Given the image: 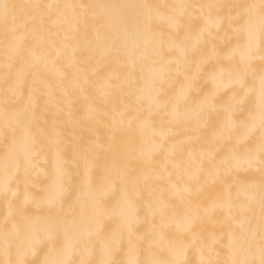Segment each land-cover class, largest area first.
<instances>
[{
    "label": "snow or ice",
    "instance_id": "snow-or-ice-1",
    "mask_svg": "<svg viewBox=\"0 0 264 264\" xmlns=\"http://www.w3.org/2000/svg\"><path fill=\"white\" fill-rule=\"evenodd\" d=\"M225 8L229 9L226 15L223 11ZM77 9L83 11L78 13ZM95 9L107 10L102 15L92 11L91 18L108 34V48L114 53L117 66L121 65L122 57L126 58L123 67L130 71L124 77L125 84L131 82L129 77L136 79L133 73L137 62H140L143 84L137 87L135 93L130 94L134 99L129 101L118 116L121 120L131 117L130 127L134 121L140 120L152 128V151L145 156V163L153 165L158 170V175L166 176L170 190L179 195L169 169H180L182 165L184 174L197 182L201 176L215 182L221 178L222 170L225 176L242 170L251 173L253 178L234 185V199L233 185L227 186L225 192L205 209L196 203L191 190L185 187V223L177 225L178 234L168 238L166 248H160L170 258H163L154 251L160 247L154 240L155 225L149 234L136 235L134 226L139 221V201L143 198V191L137 182L121 189L120 200L114 209H105L99 198L94 202L99 216L118 217L120 223L115 231L105 233L99 221L95 228H89L84 213L79 218L52 214L65 196L62 161L58 160L55 178L45 198L35 200L28 189L31 183V159L36 152L32 131L36 122L35 93L39 91L37 84L44 82L37 77L33 82L34 94L28 103L20 107L10 106L7 94L4 100L5 126L11 132L13 143L5 153L0 168L3 176L0 180V194L7 195L12 192V184L21 175L25 185L22 199L18 192H12L13 197L20 200L19 220L14 219L11 228L7 227L6 220L5 227L0 230V243L3 244L4 251L9 255L14 252L17 257L10 260L9 264H30L27 257L35 254L40 245L48 246L49 252L57 256L56 260L46 261L45 264H75L73 257L76 255L95 257L97 252L102 257L99 264H122L115 259L118 250L126 251V264H189L187 255L193 248L199 252V264H264V0L231 5H225L218 0L199 4L117 5L55 2L18 5L9 3L8 0H0V28L5 38V68L11 69L20 61L28 68L39 69L43 64L55 70V61L48 59L49 52L45 50V45L54 47V42L47 39V34L52 28L63 27L65 24L69 32L75 33L88 11ZM197 9L200 11L196 12ZM158 23L170 26L171 31L167 36L159 31ZM224 25L241 36L242 43L227 52H222L213 44L207 55L201 54L200 59L194 61L192 57L199 52L198 45L209 43ZM97 34L99 35V28ZM68 38V33H65V40ZM60 56L61 53L57 51L56 58L59 59ZM209 60L216 61V67L210 73L213 88L208 93L193 96L201 69ZM257 60L259 69L256 67ZM173 71L182 73L185 82L174 96L166 99L167 92L162 85L165 76H170ZM76 72L79 73L78 79L82 81L81 91L84 86H88L105 96L108 95L107 89L112 86V81L120 79L121 76L119 71L110 72L104 77V86L101 87L93 79L96 76L95 68L77 67ZM24 83L22 74L18 73L6 92L15 95ZM252 94L257 95L256 110L243 117L241 104L245 97ZM133 111L135 116H132ZM157 113L169 117L167 121L162 118L159 127L153 119ZM213 118L215 132L208 142L226 148L225 154L219 160L216 158L218 152L209 153L207 160L203 153L196 160L190 152L185 163L182 148L184 141L166 148L169 142L166 124H187L193 119L198 124H207ZM158 156H163V160L158 161ZM83 158L86 164L83 183L91 190L93 186L87 167L88 157L85 155ZM193 168L195 170L191 171ZM128 175L127 167L118 169L111 187L115 188L116 180L124 184ZM222 182L226 183V180ZM96 190L101 194L106 191L102 185L97 186ZM200 194L201 189H197L195 195ZM153 202L162 205L159 215L164 226L166 208L169 205L164 198L163 189L158 193L153 192L151 198L145 201V208L155 218L157 212L153 208ZM30 205H35L37 213L27 212ZM217 207L228 213L227 220L230 223L226 233L217 235L209 232L205 235L197 231V221L201 213L214 214ZM234 207L240 208L239 217L233 214ZM42 209L49 211L41 214L39 210ZM12 215L10 208V216ZM159 235L161 238L165 237L163 231ZM145 242L151 258L142 261L139 259L140 244ZM80 264H96V261L94 258L81 259Z\"/></svg>",
    "mask_w": 264,
    "mask_h": 264
},
{
    "label": "bare ground",
    "instance_id": "bare-ground-1",
    "mask_svg": "<svg viewBox=\"0 0 264 264\" xmlns=\"http://www.w3.org/2000/svg\"><path fill=\"white\" fill-rule=\"evenodd\" d=\"M89 1V0H88ZM91 1V0H90ZM89 1V4L91 3ZM137 0H95L97 4L117 5V4H137ZM139 1L140 4H147L146 0ZM154 1V0H153ZM152 0L150 4H154ZM167 2L166 0H164ZM175 1V2H174ZM179 0H173L171 4L183 3ZM13 4L27 3H73L84 4V0H8ZM148 2V3H149ZM163 1H158V3ZM192 3H209L216 0H192ZM225 5L235 3H247L251 0H218ZM258 2V0H255ZM88 2H85L87 4ZM94 3V4H95ZM156 3V2H155ZM161 3V4H162ZM168 3V2H167ZM165 3V4H167ZM88 5V4H87ZM78 13L83 10L77 9ZM91 11V10H90ZM88 11L87 16L80 22L75 33L69 32L65 24L63 27L52 28L47 34V39L54 42V47L45 45V50L49 52V60L55 61V70L50 66L41 65L39 69L28 68L20 61H17L11 69L5 68V38L2 28H0V168L5 153L12 146L13 138L11 132L5 126V96L9 97L10 106L20 107L29 102V98L33 96V82L40 77L44 82L38 83L39 91L35 93L36 100V122L33 125V134L35 138L36 152L31 159V183L28 185L29 191L35 200H42L48 194L49 186L53 183L56 175V167L58 160L62 161L64 166V188L65 196L53 210L52 214L68 215L69 217L79 218L84 213L86 224L89 228H95L97 222H101V226L105 233L115 231L119 226V219L116 215L99 216L94 207L97 198L101 200V204L105 209H114L120 200L121 189L130 186L132 182H137L143 191V198L139 201L140 214L139 221L135 224L137 236H144L153 231V225L156 226L154 240L160 247L154 249L157 255L163 258H170L166 251L161 252L160 248H166L168 238L178 234L177 225H182L184 221L185 200L187 195L184 188L187 187L193 193V199L201 205L202 209L209 208L218 196L225 192L229 185H233L232 193L235 198L236 188L234 185L245 183L253 178L251 173L239 170L233 171L230 175L225 176L221 171V178L215 182L201 176L199 182L191 180L188 175L184 174V165L180 169H169L172 173L171 180L177 184L179 195L171 191L169 183L163 174L158 175V170L153 165L145 163V156L152 151V128L143 124L142 121L136 120L131 127L129 119L125 117L121 120L118 116L120 111L125 110L126 105L134 96L137 87L142 86L140 62L133 75L136 77L130 83H124L125 75L130 69L123 67L122 63L118 67L114 59V53L108 48V34L100 27L99 24L93 22ZM106 9H98V14H104ZM112 11H115L113 9ZM129 12L131 10H128ZM199 12L200 10H195ZM226 15L229 9L225 8ZM100 12V13H99ZM71 15V11H69ZM99 28V35L97 34ZM159 31L165 36L169 34L171 28L168 24H157ZM65 33L69 38L65 40ZM243 38L234 34L227 25H224L215 37L209 43H201L198 45L199 52L192 57L194 61L200 59L201 54L207 55L214 44L222 52H227L238 44L242 43ZM195 45V41L193 42ZM75 49V52H73ZM95 50V51H94ZM59 51L61 56L56 58V52ZM103 51V55H101ZM74 61V62H73ZM85 69L95 68L96 76L94 80L99 82V86H104V77L110 72L119 71L120 79H114L112 86L107 89L108 95H101L95 89L84 86L81 91L80 85L82 81L78 79L79 73L76 68ZM175 67V66H174ZM216 67L215 60H209L201 69L199 79L195 83L192 95H203L212 90L213 85L210 80V73ZM256 67L259 69V60L256 61ZM21 73L25 83L19 92L13 95L6 90L12 85L17 74ZM147 73V68H145ZM63 74V75H61ZM6 76L8 79L6 80ZM184 76L182 73L173 71L171 75H166L163 81V88L167 92V97L175 95L184 85ZM231 95V93H228ZM257 95L245 97L241 104L243 117H247L250 111L256 110ZM146 115V113H145ZM135 116V112H132ZM242 117V118H243ZM164 121L169 119L163 113H157L153 119L157 127L160 126L161 119ZM10 119V118H9ZM214 120L207 124H198L196 120H191L185 124L184 122L166 124L168 130L169 142L166 148L171 144L184 141L183 155L185 163L187 162L188 153H192L196 160L204 154L207 160L208 154L218 152L217 159L223 157L226 148H221L219 144H211L214 132ZM259 133L257 132V137ZM51 138V139H50ZM156 139H159L158 137ZM87 155V167L90 172V180L93 188L84 186L83 177L85 172L84 156ZM157 160H163V156H158ZM127 167L129 173L124 184L119 180L115 181V188L111 187L116 177L117 170H123ZM195 169H191L194 171ZM179 176V179H178ZM163 177V178H162ZM258 181V176L255 177ZM3 179L0 172V180ZM226 180L225 182H222ZM104 186L106 191L101 194L96 190L97 186ZM25 185L23 183V175L12 184V192H18L20 199L23 198ZM164 190V198L168 203L166 215L164 217V226L161 224L159 210L162 207L158 202H153V208L157 215L155 218L152 213L145 208V201L151 198L153 192ZM197 189H201V194L196 196ZM12 192L7 195L0 194V230L5 227L11 228L13 220H19L18 208L20 200L13 197ZM183 197V199L181 198ZM243 199V198H241ZM10 208L13 213L10 216ZM258 210V208H257ZM38 209L35 205L27 208L29 214L37 213ZM41 214L48 213V209L39 210ZM240 208L234 207L233 214L240 216ZM227 211L217 207L214 214L204 215L197 221V231L207 235L209 232H215L217 235L226 233ZM163 231L165 237L161 238L159 233ZM135 239V237H134ZM127 249V241L124 244ZM141 253L139 259L146 260L151 258L148 251V244H140ZM95 259L96 264L102 259L99 252L95 257L76 255L73 257L75 264H80L81 259ZM226 258V256H222ZM17 259L15 253L12 255L4 251L3 244L0 243V264H9L10 260ZM57 259L56 254L49 252V247L40 245L35 254L29 255L27 260L30 264H45L46 261H54ZM115 259L122 264H126L128 256L126 251H117ZM189 264H199L200 255L198 250L190 249L187 255Z\"/></svg>",
    "mask_w": 264,
    "mask_h": 264
},
{
    "label": "rangeland",
    "instance_id": "rangeland-1",
    "mask_svg": "<svg viewBox=\"0 0 264 264\" xmlns=\"http://www.w3.org/2000/svg\"><path fill=\"white\" fill-rule=\"evenodd\" d=\"M84 1H85V2H88L87 4L89 5V1H90V0H89V1H88V0H84ZM91 1L93 2V0H91ZM91 1H90V2H91ZM96 1H97V0H96ZM139 1L142 3L141 0H137L136 3H137V4H140ZM149 1H151V0H146L145 2H146L147 4H150ZM152 1H153V0H152ZM158 1H163L164 4L167 3V2H168L167 4H171V3H174V2H175V1H174V2H171V1H173V0H168V1L166 0L167 2H165L164 0H154L152 3H154V4H161V3H162V2H161V3H158ZM180 1H182V0H179L178 2H180ZM191 1H192V0H183L182 2H183V3H192ZM85 2H84V4H85ZM92 2H91V3H92ZM148 2H149V3H148ZM155 2H156V3H155ZM170 2H171V3H170ZM94 3H95V0H94ZM94 3H92V4H94ZM87 4H85V5H87ZM95 4H97V2H96ZM162 4H163V3H162ZM178 4H179V3H178ZM97 10H98V9H95V10H93V11L96 12ZM91 11H92V10H91ZM91 11H90V13H91ZM96 13H97V12H96ZM99 13H100V12H99ZM97 14H98V13H97ZM158 24H159V23H158ZM160 24H161V23H160Z\"/></svg>",
    "mask_w": 264,
    "mask_h": 264
}]
</instances>
